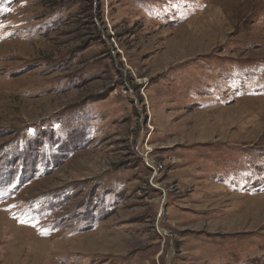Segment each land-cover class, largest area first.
<instances>
[{
  "label": "rangeland",
  "instance_id": "rangeland-1",
  "mask_svg": "<svg viewBox=\"0 0 264 264\" xmlns=\"http://www.w3.org/2000/svg\"><path fill=\"white\" fill-rule=\"evenodd\" d=\"M0 264H264V0H0Z\"/></svg>",
  "mask_w": 264,
  "mask_h": 264
},
{
  "label": "water",
  "instance_id": "water-1",
  "mask_svg": "<svg viewBox=\"0 0 264 264\" xmlns=\"http://www.w3.org/2000/svg\"><path fill=\"white\" fill-rule=\"evenodd\" d=\"M165 209H166V206H165V203H164V211H165Z\"/></svg>",
  "mask_w": 264,
  "mask_h": 264
}]
</instances>
